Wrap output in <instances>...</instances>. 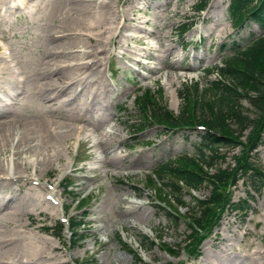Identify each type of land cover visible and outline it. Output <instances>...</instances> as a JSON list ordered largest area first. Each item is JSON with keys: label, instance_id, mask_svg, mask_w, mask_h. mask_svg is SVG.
I'll return each mask as SVG.
<instances>
[{"label": "rangeland", "instance_id": "rangeland-1", "mask_svg": "<svg viewBox=\"0 0 264 264\" xmlns=\"http://www.w3.org/2000/svg\"><path fill=\"white\" fill-rule=\"evenodd\" d=\"M14 1L0 0V86L21 95L12 101L10 94L1 87L0 96L4 100L0 99V117L6 114L2 120L14 115L19 119L20 122L9 129V139L14 140V144H17L24 122L40 119L49 124L43 130L47 140L56 142H51L55 147L41 145L35 158L43 159L48 155L50 159L51 154L66 149L61 151L60 160L57 154L55 162L46 170L38 164L27 169L23 164L21 170H17L15 164L9 165V155H12V162L18 158L13 148L0 155L8 172L0 173V178H7L2 177L3 174L32 178L29 183L23 180H14L11 186L2 183L0 188L3 193L14 195L9 204L0 203V229L7 232L0 240L3 241L0 256L6 260L5 264H18L19 260L20 264L73 261L135 264L133 255L122 248L118 237L136 251L142 261L150 264H231V259L236 257L240 259L238 264H264V253H261L264 251V189L256 194L252 210L244 219L241 214L226 210L219 226L202 243L200 256L187 258L188 209L178 207L173 198L170 200L167 194L157 190L160 181L155 180L153 184L147 175L169 159L183 154L197 156L202 144L199 131L174 132L154 126L133 134L137 129L130 127L141 118L130 96L135 90L149 87L159 94L162 87L159 94L162 103L179 114L183 105L179 92L183 87H193L196 82L204 87L217 79L216 68L223 65L226 56L232 55L236 43L244 44L249 38L261 36L262 27L249 23L235 28L228 15L230 0H32L27 8L13 13L10 8ZM206 1L209 5L202 13L197 5ZM183 23L192 26L181 36L179 28ZM91 26L97 27L92 29ZM223 44L226 46L222 47ZM7 46L8 61L3 58ZM85 52L92 56L84 60L98 61L94 69L82 75L77 64L83 61ZM48 61L52 70L46 72ZM14 62L18 64L13 65ZM12 68L15 71L19 68L20 73ZM209 69L212 72H208ZM85 75L88 77L81 81L82 84L74 83L72 90L63 96L66 99L72 94L74 98L70 103L61 99L53 101L51 96L56 92L53 88L49 91V85V88L45 86L46 81L52 84L58 77H64V83H68ZM19 76L23 78L22 84L18 83ZM9 103L11 105L7 106ZM121 104L125 109L119 108ZM243 104L250 107L246 100ZM66 121L77 128V133L63 144V139L56 137L51 129L68 130L70 127H64ZM106 140L108 145L104 148ZM45 147H50L49 151ZM41 153L43 155L38 157ZM237 153L238 149L228 152L223 166L234 165L233 155ZM255 153L259 165L264 168V144ZM26 155L30 153L22 157ZM75 158L79 162L70 166ZM18 162L21 163L20 159ZM210 173H215V169ZM67 178L72 185L65 190ZM247 189L246 183L241 181L230 189V196L234 201L244 199ZM210 193L209 188H202L192 194L186 193L184 201L190 203L193 197L204 199ZM48 196L56 203L52 201L51 204L46 199ZM85 196L93 197L86 224L81 227L85 229V238L71 244L67 231L62 238L54 236L57 221L82 213L78 200ZM171 209L182 217L178 226L168 220L166 212ZM158 235H162V241ZM145 237L155 239L156 246L150 247ZM162 242L179 255L170 254ZM22 245H30L31 254L21 252L26 247Z\"/></svg>", "mask_w": 264, "mask_h": 264}, {"label": "trees", "instance_id": "trees-1", "mask_svg": "<svg viewBox=\"0 0 264 264\" xmlns=\"http://www.w3.org/2000/svg\"><path fill=\"white\" fill-rule=\"evenodd\" d=\"M207 6L206 1L198 4L197 8L204 10ZM228 14L237 28L253 21L264 29V0H230ZM188 28L187 24L180 27L182 31ZM216 71L218 78L204 87L200 82L194 83L193 87H183L179 92L183 101L179 114L162 103V96L159 95L162 87L159 94L147 88L136 99L143 120L130 125L139 131L153 125L170 130L199 131L202 144L197 156L183 154L169 159L155 172L160 180L157 190L167 194L170 200L173 198L178 207L188 209L186 222L190 243L187 254L193 255V258L199 257L202 243L219 226L226 210L241 214L244 219L252 210L251 203L256 194L264 189V168L259 165L255 153L264 144V35L249 38L244 44L236 43L232 55L226 56L223 65L218 66ZM243 100L248 101L249 108L245 107ZM236 149L238 153L233 155L235 164L224 167L223 161L228 152ZM212 169L215 173H210ZM155 180L154 176H150V182L156 184ZM241 181L248 188L247 197L234 201L230 189ZM202 188L210 189L209 197H193L190 203L184 201L186 193L192 194ZM86 202L84 198L79 200V209H83ZM166 213L168 220L178 226L182 218L179 212L171 209ZM83 224L82 217L69 218L72 244L84 238L81 232ZM46 231L49 232L50 228ZM63 232L64 225L58 222L53 234L62 238ZM157 238L162 241L163 237L158 235ZM145 241L150 247L157 244L149 237H145ZM119 242L124 250L133 255L135 264H150L142 261L120 237ZM162 245L170 254H177L165 243ZM67 264L82 263L74 261Z\"/></svg>", "mask_w": 264, "mask_h": 264}, {"label": "bare ground", "instance_id": "bare-ground-1", "mask_svg": "<svg viewBox=\"0 0 264 264\" xmlns=\"http://www.w3.org/2000/svg\"><path fill=\"white\" fill-rule=\"evenodd\" d=\"M28 0H15L14 1V3L16 4V5H19V6H24V5H26V3H28L27 2ZM29 5H31V4H29ZM3 6V5H2ZM3 7H5V6H3ZM28 7V6H27ZM3 11V10H2ZM6 19V18H5ZM92 27V29L94 28V27H97V26H91ZM107 31V30H106ZM102 32V31H101ZM101 34V33H100ZM102 34H103V32H102ZM92 35V34H91ZM90 35V39H93V37ZM97 35V34H96ZM5 40V39H4ZM7 40V39H6ZM94 40V39H93ZM98 40V39H97ZM94 43V42H93ZM97 43H99V42H97ZM96 43V44H97ZM99 46V45H98ZM96 48H97V46H95ZM95 48V49H96ZM10 49H12V47L10 48ZM166 49V51H167V48H165ZM171 49V48H170ZM13 50V49H12ZM55 50V49H54ZM53 52V51H52ZM11 53H12V51H11ZM59 53V52H58ZM93 53V52H92ZM12 54H14V53H12ZM62 54H63V52H62ZM84 55H85V57H83L82 59H83V61L82 62H78V64H77V62H76V64H77V67L80 69V71H81V74L83 75V74H85L86 72H88V71H91L92 69H94L93 67H94V65H96L97 64V61H98V59L97 60H91V59H88V60H84V59H87V58H90L91 56H92V54H90V52L89 53H87V52H85V53H83ZM95 55V54H94ZM9 57H10V55H9ZM13 57H15V56H13ZM1 58V57H0ZM3 58H5V57H3ZM8 58V57H7ZM4 60V59H3ZM7 60V59H6ZM53 60V59H52ZM8 61V60H7ZM11 61V60H10ZM15 61V60H14ZM11 62H13V61H11ZM8 63V62H7ZM6 63V65H8ZM15 63L16 62H14V64L13 65H15ZM101 63V62H100ZM16 64H18V63H16ZM61 64V63H60ZM5 65V66H6ZM100 65V64H99ZM12 66V65H11ZM58 66H60L59 64H58ZM63 66H65V65H63ZM70 66V65H69ZM7 67V66H6ZM6 67H4V68H6ZM16 67V66H15ZM62 67V66H61ZM44 68V67H43ZM43 68H42V70H43ZM13 69V68H12ZM16 69V68H15ZM52 70V64L48 61L47 62V67H46V72H48V71H51ZM58 70V69H57ZM13 71V70H12ZM17 71V70H16ZM18 71H19V68H18ZM17 71V72H18ZM22 72V71H21ZM2 73V72H1ZM0 73V74H1ZM4 73V72H3ZM14 73V72H13ZM22 73H24V72H22ZM52 73V72H51ZM47 75V74H46ZM53 75H51V78H53L52 77ZM62 76H63V74H62ZM14 77H15V75H14ZM18 77V76H17ZM17 77H16V79H17ZM20 77V76H19ZM77 77H80V76H77ZM77 77H75V78H77ZM85 77V78H84ZM86 77H88L87 75H85V76H83L82 78H84V79H82V78H77V80H75V81H73V79H71L72 81H69L68 83L67 82H65V83H67V85L66 86H64V77H58V80L55 78L54 80H53V82L55 81V80H57V81H55V83H52V84H49L48 83V81H46L45 82V86H50L51 88H49V86H48V88H49V91L53 88V91L54 92H56L55 93V96H51L52 97V100L53 101H58V99L60 100V101H65L66 103H70L72 100H73V98L74 97H72V94L71 95H68V97H66V99H63V96L65 95V93H66V91H69V89H71L72 88V86H73V84L74 83H76V82H80L81 83V81L82 80H86L87 78ZM50 78V79H51ZM23 79V78H22ZM69 79V80H70ZM24 80H25V78H24ZM27 80V79H26ZM46 80V79H45ZM21 81H20V79L18 80V83H20ZM50 82V81H49ZM64 83V84H63ZM21 84H22V82H21ZM63 84V85H62ZM77 84V83H76ZM82 84V83H81ZM54 87H53V86ZM20 86V85H19ZM23 86V85H22ZM79 86V85H78ZM0 87H3V86H0ZM39 87H41V86H39ZM76 87V86H75ZM4 88V87H3ZM2 88V89H3ZM43 89H44V87H43ZM42 89V90H43ZM78 89V88H77ZM4 90V92H6V93H10V91H8V89H6V88H4L3 89ZM41 89H39V91H40ZM41 90V93L43 92ZM45 90V89H44ZM47 90V89H46ZM72 90V89H71ZM74 90V89H73ZM26 91H27V89H26ZM45 92V91H44ZM43 92V93H44ZM53 93V92H52ZM54 94V93H53ZM19 95L20 94H16L15 96H13V99L14 100H16V98H18L19 97ZM74 95V94H73ZM24 96V95H23ZM49 96V95H48ZM50 97V96H49ZM54 97V98H53ZM48 98V97H47ZM46 99V98H45ZM18 100H20V99H18ZM51 104V103H50ZM62 104V103H61ZM48 105V104H47ZM2 117H7L6 116V114L5 115H3V116H1L0 117V155H3V154H5V153H8L9 151H11L12 150V148H13V150H14V155H16V156H18V158H15L14 159V161L12 162V155H9V157L7 158V162H9L8 164L10 165L11 163L12 164H15L16 166H17V170H21V165H23V164H26V169L28 168V167H30V166H34V165H36V164H38V165H40L41 166V168H43V167H45L44 168V170H46V167L47 166H50L53 162H55V156L58 154V159H59V155L61 154L62 155V150H64V149H66V148H64V149H62L61 151H58L57 152V154H51V156H50V159H48V155H44L43 157V159L41 158H35L34 156H35V154H36V152L38 151V149L41 147V145H43V144H46V146L48 145V146H52V147H55V144L54 143H56V142H54L53 140V142L54 143H51L52 141L50 140H47L46 139V136H45V131L43 130L44 129V127H45V125H49V124H47V123H43V121L42 120H40V119H38V120H35V121H31V122H24L23 124H22V126H23V128H22V131H21V133H20V136H19V139H18V141H17V144H14V140H13V142L9 139V129H10V127H14L17 123H19L20 121H19V119L14 115V117H12V118H10V119H7V120H2ZM68 120V119H67ZM79 121V120H78ZM80 122H81V120H80ZM50 123V122H49ZM79 123V122H78ZM71 124L68 122V121H66L65 123H64V127H70L68 130H66V131H60L59 130V128L60 127H56V128H54V129H51V131L56 135V137H60V139L62 138L63 139V142L66 140V139H68L69 137L71 138V136L73 135V133H75L76 131H77V128L75 129V128H72L71 126H70ZM53 126V125H52ZM81 127V126H80ZM48 130H50V127H49V129ZM85 130V129H84ZM47 133H49V132H46V134ZM77 133V132H76ZM52 135V134H51ZM62 135V136H61ZM49 136H50V134H49ZM16 137V136H15ZM55 137V136H54ZM15 139V138H14ZM58 139V138H57ZM61 139V140H62ZM56 140V139H55ZM69 140V139H68ZM34 141H37V143L36 144H34V145H32V142H34ZM57 141V140H56ZM58 141H59V139H58ZM101 142H102V140H101ZM63 144H66L65 142L63 143ZM101 145V144H100ZM99 145V146H100ZM106 145H108V141L106 140V141H104L103 142V146H104V148L106 147ZM50 147L49 148H46L47 150L48 149H50ZM60 147V146H59ZM63 147H65V146H63ZM44 148V149H45ZM56 149H54L53 151H55ZM49 151V150H48ZM48 151H47V153H48ZM24 153H30V155H26V156H24V157H22V155L24 154ZM39 153V152H38ZM38 153L36 154V155H38ZM43 153V152H42ZM40 154L38 157H41V155H43V154ZM61 158V157H60ZM20 159V161H21V163L19 164V162H18V160ZM60 160V159H59ZM117 160V159H116ZM118 161V160H117ZM121 161V160H120ZM4 162V165H5V160L4 161H0V173H2V172H5L6 174L8 173V172H6L7 171V169H5L4 167L5 166H3V163ZM24 162V163H23ZM8 170H9V168H8ZM43 170V171H44ZM46 172V171H45ZM6 174H3L2 175V177H4V176H6L7 178L5 179V178H0V188H1V185H2V183H4V184H6V186H11V183H13L12 181H16V182H20L21 180H23V181H26V183L28 182L29 183V181L32 179L31 177H28V176H15V177H12L11 175V177H9V175H6ZM40 179V178H39ZM35 182V181H34ZM26 183H25V185H26ZM32 184V183H31ZM42 188V187H41ZM44 188V187H43ZM44 190V189H43ZM45 191V190H44ZM46 196V195H45ZM13 197H14V195H10V194H8V193H3L2 192V189H0V203L2 202L3 203V205H5L6 203L7 204H9L10 203V201H12V199H13ZM41 199V198H40ZM48 199V198H47ZM41 201V200H40ZM46 201V199L44 198V202ZM6 202V203H5ZM44 202H42V203H44ZM5 203V204H4ZM6 204V205H7ZM51 204H52V202H51ZM54 206V205H53ZM135 206V205H134ZM143 206V205H142ZM129 208H133V207H129ZM1 209V208H0ZM16 210V209H15ZM24 211V210H23ZM22 212V211H21ZM141 212V211H140ZM20 214V213H19ZM16 215V214H15ZM141 215V214H140ZM0 216H1V214H0ZM3 216V215H2ZM0 218H2V217H0ZM1 221H2V219H1ZM6 221V220H5ZM7 222V221H6ZM7 231V230H6ZM5 233H7V232H5V230H3V229H0V240H2V237H3V235L5 234ZM9 237V236H8ZM10 238V237H9ZM8 238V239H9ZM12 238V237H11ZM7 239V238H6ZM4 240V239H3ZM10 240V239H9ZM12 240V239H11ZM10 240V241H11ZM32 240H34V239H32ZM3 242V241H2ZM1 241H0V243H2ZM33 242V241H32ZM27 243V242H26ZM29 243V242H28ZM31 243V242H30ZM29 243V244H30ZM7 244V243H6ZM39 244V243H38ZM31 245V244H30ZM30 245H22V248L24 247V246H26L25 248H23L22 250L23 251H21V252H24L25 254H28V253H30L31 254V252H30ZM33 245V244H32ZM32 247V246H31ZM50 247V246H49ZM43 248V247H42ZM263 248V247H262ZM41 249V248H40ZM21 250V249H20ZM46 250V249H45ZM50 250V249H49ZM3 251V250H2ZM33 251V250H32ZM42 251H43V249H42ZM55 251V250H54ZM252 251V250H251ZM254 251V250H253ZM34 252V251H33ZM259 252V251H258ZM1 253V252H0ZM6 253H10V252H6ZM20 253V252H19ZM24 253H22V257H23V254ZM247 254H248V251L246 252ZM249 253H250V251H249ZM261 253H264V251L263 252H261ZM21 254V253H20ZM29 254V255H30ZM47 254V253H46ZM245 254V253H244ZM243 254V255H244ZM34 255V254H33ZM250 255V254H249ZM253 255V254H252ZM255 255H256V253H255ZM258 255V254H257ZM10 256V255H9ZM20 256V255H19ZM26 256V255H25ZM41 256H42V254H41ZM240 256V255H239ZM254 256V255H253ZM264 256V255H263ZM26 257H28V256H26ZM30 257H31V255H30ZM33 257V256H32ZM47 257V256H46ZM249 257V256H248ZM258 257H260V256H258ZM14 259H15V256L13 257ZM21 258V257H20ZM24 258V257H23ZM22 258V259H23ZM40 258V257H39ZM38 258V259H39ZM257 258V257H256ZM9 259V258H8ZM12 259V258H11ZM19 259V258H18ZM24 259H26L27 260V258H24ZM28 259H29V257H28ZM243 259H244V257H243ZM251 259V258H250ZM5 260V259H4ZM32 260H33V258H32ZM32 260H30V261H32ZM36 260V259H35ZM34 260V261H35ZM40 260V259H39ZM43 260H44V258H43ZM239 257H236V258H232L231 259V261H230V263L231 264H238V263H240L239 262ZM260 260V259H259ZM262 260V259H261ZM260 260V261H261ZM8 261V260H7ZM10 261V260H9ZM12 261V260H11ZM38 261V260H37ZM41 261V260H40ZM229 261V260H228ZM242 261V260H241ZM263 261V260H262ZM5 262H6V260L5 261H3V259H1V256H0V264H5ZM17 262V261H16ZM26 261L24 260V263H25ZM42 262H44V261H42ZM246 262V261H245ZM14 263H15V260H14ZM30 263V262H29ZM28 263V264H29ZM45 263V262H44ZM249 263H251V262H249ZM257 263V262H256ZM260 263V262H259ZM13 264V263H12ZM18 264H20V260H19V263ZM27 264V263H26ZM252 264V263H251Z\"/></svg>", "mask_w": 264, "mask_h": 264}]
</instances>
